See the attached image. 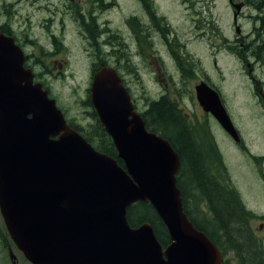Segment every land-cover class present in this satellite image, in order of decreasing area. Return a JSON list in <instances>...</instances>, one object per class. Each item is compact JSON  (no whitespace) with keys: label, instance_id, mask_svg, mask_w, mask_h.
Returning <instances> with one entry per match:
<instances>
[{"label":"water","instance_id":"water-1","mask_svg":"<svg viewBox=\"0 0 264 264\" xmlns=\"http://www.w3.org/2000/svg\"><path fill=\"white\" fill-rule=\"evenodd\" d=\"M242 5L233 3L234 22ZM194 91L203 112L238 142L218 90L201 80ZM89 92L116 157L66 123L24 67L21 48L0 32V215L16 248L31 264H221L218 249L183 209L178 153L147 130L116 70L96 71ZM135 202L154 208L168 244L149 222L130 226L126 212ZM10 258L15 264L12 252Z\"/></svg>","mask_w":264,"mask_h":264},{"label":"rangeland","instance_id":"rangeland-1","mask_svg":"<svg viewBox=\"0 0 264 264\" xmlns=\"http://www.w3.org/2000/svg\"><path fill=\"white\" fill-rule=\"evenodd\" d=\"M239 2L234 22L233 3ZM251 6L247 0H0V24L9 26L28 54L35 80L78 124L91 119L84 102L93 66L119 72L138 112L165 94L189 120L206 119L228 180L247 207L261 212L264 63L252 52L264 40V32L259 37L254 32L264 11ZM202 79L219 90L242 143L198 105L194 86ZM194 193L189 209L203 220V200ZM10 252L15 264H31L7 235L5 243L0 239V264H12Z\"/></svg>","mask_w":264,"mask_h":264},{"label":"trees","instance_id":"trees-1","mask_svg":"<svg viewBox=\"0 0 264 264\" xmlns=\"http://www.w3.org/2000/svg\"><path fill=\"white\" fill-rule=\"evenodd\" d=\"M247 1L258 13L264 11V0ZM257 19L259 27H256L254 32L259 37L264 32V16L259 15ZM135 20L136 17H130V23L135 24ZM252 56L259 57V61L264 63V40L255 45ZM84 106L90 107L88 115L91 119L88 123L78 124L72 118L68 119V123L97 150L116 157V148L90 105L89 97L84 102ZM141 115L146 128L167 139L180 157L176 185L181 192L183 209L194 227L207 233L203 220L197 221L189 209V193L197 192L201 199L203 195L207 196L212 207L216 209L217 221L221 229L225 230L233 242L239 246L244 244L248 246L245 221L240 213L236 212L237 209H234L235 205L230 202L228 195L218 186V182L228 183L229 180L208 121L206 119L189 120L177 102L165 94L151 99ZM118 162L122 164L121 160ZM126 217L132 227L149 222L156 238L163 246L170 242L165 225L150 203H132L127 208ZM211 238L213 239L212 234ZM0 239L4 243L7 241V233H4L2 227H0Z\"/></svg>","mask_w":264,"mask_h":264},{"label":"flooded vegetation","instance_id":"flooded-vegetation-1","mask_svg":"<svg viewBox=\"0 0 264 264\" xmlns=\"http://www.w3.org/2000/svg\"><path fill=\"white\" fill-rule=\"evenodd\" d=\"M90 18H94L90 16ZM134 23H130L132 26ZM133 27V26H132ZM0 31H5L6 34L13 35L17 42V37L13 31L7 27H0ZM136 36L139 34L135 32ZM28 58V54L25 59ZM25 65L29 66L25 60ZM30 67V66H29ZM97 66L91 68V72L95 71ZM118 72V71H117ZM119 73V72H118ZM243 140L240 135V139L237 143H242ZM218 186L228 195L229 200L235 205L234 209L239 212L242 219L245 221L246 234L248 237L247 245L239 246L231 237L225 232L221 225L217 221V212L214 207L210 204L209 199L206 195H203V222L207 233L204 234L210 239L213 245L218 249L221 264H264V211L255 212L252 208L246 206V203L242 200L241 194L233 182L219 183ZM229 202V203H230ZM230 203V205H231ZM252 221L256 223L251 224ZM216 228V231L214 229ZM213 235V239L211 238ZM214 236L216 239H214ZM238 245V246H237ZM247 246V247H246Z\"/></svg>","mask_w":264,"mask_h":264}]
</instances>
